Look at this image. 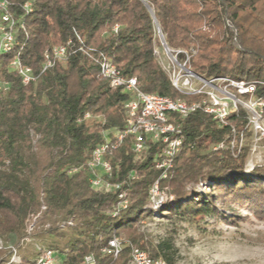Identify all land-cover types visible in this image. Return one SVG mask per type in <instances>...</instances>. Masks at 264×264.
Wrapping results in <instances>:
<instances>
[{"label":"trees","instance_id":"obj_1","mask_svg":"<svg viewBox=\"0 0 264 264\" xmlns=\"http://www.w3.org/2000/svg\"><path fill=\"white\" fill-rule=\"evenodd\" d=\"M10 1L17 8L34 2L22 60L35 72L41 70L47 50L79 34L87 49L111 59L123 75L136 77L143 92L192 100L173 88L154 54L158 39L150 7L171 48L197 50L191 59L196 74L255 83L256 96L264 99V35L256 28L264 0ZM116 25L117 33L101 37ZM11 58L5 56L3 65ZM3 71L10 82L9 92L0 98V238L5 241L19 245L25 240L29 215L45 205L41 236L50 238L47 247L62 254L63 264H81L86 255H99L114 236H125L153 258L174 264L168 246L149 249L143 242L138 230L142 219L155 214L183 220L226 219L218 203L224 205L227 198L264 214V165L247 172L249 146L240 152L214 151L222 143L230 145V126L244 131V112L231 115L224 128L201 112L180 122L184 146L170 178L162 182L174 200L158 211L148 203L149 189L160 173L152 167L151 153L135 162L126 139L111 157L115 167L111 182L124 183L131 172L138 179L124 183L130 205L113 216L117 194L92 189L85 172L68 171L89 161L105 132L125 128L126 95L111 88L98 66L81 53L58 64L35 85L23 86L17 75ZM86 114L91 117L85 119ZM200 184L205 191L197 190ZM70 221L74 225L62 229ZM8 257L9 253H0V264ZM128 261L129 248L117 262L102 258L99 264Z\"/></svg>","mask_w":264,"mask_h":264},{"label":"built area","instance_id":"obj_2","mask_svg":"<svg viewBox=\"0 0 264 264\" xmlns=\"http://www.w3.org/2000/svg\"><path fill=\"white\" fill-rule=\"evenodd\" d=\"M34 12V2L29 1L19 6L10 0H0V98L10 90V82L3 76L7 73L17 75L23 86L37 84L42 77L58 64H65L76 53H81L99 68V75L109 82L111 88L126 95L124 104L126 124L123 130L104 133V141L91 154L89 161L68 171L69 175L85 172L89 176L92 189L104 193H116L117 204L113 216L126 210L130 205V197L124 183L138 179L136 172H131L124 183H112L115 167L111 157L126 139H130L131 152L135 162H142L147 155H152V167L160 175L149 189L148 208L153 211L162 209L172 202L168 188H162V182L170 178L177 156L184 146L182 124L191 115L201 112L212 118L220 128L229 127V118L240 111L246 114L244 131H238L230 126L232 139L229 146L223 143L214 147L218 149H238L245 132L250 131L256 142H264V99L256 96L257 84L246 81H236L231 78H205L196 74L191 67V59L197 50L173 49L155 22V34H158V44L154 54L166 73L173 88L189 99H172L157 94L145 93L140 89L136 77H127L121 73L111 59L95 50L85 47V41L79 34L69 39L65 44L54 46L43 55L41 70L34 69L22 60V52L29 40L30 33L27 20ZM228 24V23H227ZM120 26L116 25L112 33H117ZM12 58L3 65V58ZM90 114L85 115L89 119ZM250 169V171H252ZM249 171V172H250ZM46 206L42 205L38 212L31 213L26 221L27 238L15 245L0 238V253H9L4 264H63L62 254L46 246L36 245L35 257L25 260L21 251L40 223ZM73 221L63 224L62 229L72 227ZM48 227V226H46ZM129 248L128 264H168L163 258H153L150 253L131 243L121 236H114L102 246L99 255H86L81 264H99L102 258L117 262L125 249Z\"/></svg>","mask_w":264,"mask_h":264},{"label":"rangeland","instance_id":"obj_3","mask_svg":"<svg viewBox=\"0 0 264 264\" xmlns=\"http://www.w3.org/2000/svg\"><path fill=\"white\" fill-rule=\"evenodd\" d=\"M259 9L261 16L256 28L264 35V3L259 4ZM111 34L112 30H107L101 37ZM155 37L158 38V34ZM239 145L250 148L246 164L248 173L253 167L264 165V142H256L253 134H248ZM197 190L205 191L206 187L200 184ZM222 204L219 202L218 207L226 219L183 220L178 216L165 218L155 214L153 218L142 219L138 230L149 249L168 246L174 264H264V214L251 209L248 203H233L230 198ZM42 230L44 227L39 223L21 251L25 260L35 257L36 245L47 247L50 238L41 236Z\"/></svg>","mask_w":264,"mask_h":264},{"label":"water","instance_id":"obj_4","mask_svg":"<svg viewBox=\"0 0 264 264\" xmlns=\"http://www.w3.org/2000/svg\"><path fill=\"white\" fill-rule=\"evenodd\" d=\"M148 9H149V11H150V13H151L153 19L155 20V17H154V13H153V11L150 9V7H148ZM246 166H247V165H246ZM255 167H256V166H255ZM255 167H254V168H255Z\"/></svg>","mask_w":264,"mask_h":264}]
</instances>
